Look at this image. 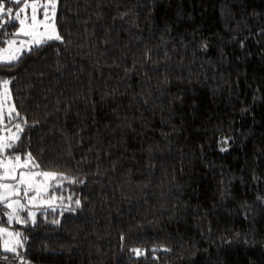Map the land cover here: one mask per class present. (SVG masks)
<instances>
[{
	"label": "trees",
	"instance_id": "trees-1",
	"mask_svg": "<svg viewBox=\"0 0 264 264\" xmlns=\"http://www.w3.org/2000/svg\"><path fill=\"white\" fill-rule=\"evenodd\" d=\"M57 1L63 39L0 62L9 152L70 203L20 227L24 264H264V0Z\"/></svg>",
	"mask_w": 264,
	"mask_h": 264
},
{
	"label": "rangeland",
	"instance_id": "rangeland-1",
	"mask_svg": "<svg viewBox=\"0 0 264 264\" xmlns=\"http://www.w3.org/2000/svg\"><path fill=\"white\" fill-rule=\"evenodd\" d=\"M33 2H36L38 4H46L47 0L28 1L29 4ZM57 10H58V1L56 3L54 16L52 15V9L50 7L48 9V21H47L46 29L39 27L38 25L34 27L30 25L29 22L26 20L25 24L23 25L24 30L27 32H31L32 36L29 37V36L20 35L16 37H11L10 39L16 40L15 44H11V45H1L0 44V62H4V63H7V61L13 62L17 60L24 52L31 50L32 48H34L35 46L39 44L44 43L43 41L46 39L48 35H53V36L56 34L60 35L57 22H56ZM17 30L18 29H16L15 31ZM37 41H41V42L37 44ZM13 57H16V59H13ZM3 81H9V84H8V98L3 103L2 110L4 113H7L11 111L12 109H14V112H13L14 119L12 121V124L10 125L11 132H8L7 130H5L2 133H0V135H2L5 138V140H7L8 137H12L15 143L17 141L15 139V135L18 134V136L20 137L22 131H19L17 133V129L14 126H12L16 124L20 125V123L15 119L16 118L15 117L16 107H15L13 95L11 92V81L9 78L0 79V95H2L4 91L2 87ZM4 122L7 123L6 115L4 116ZM20 128L22 129L21 125H20ZM5 154L6 155H18V154H12L11 152H9V150L6 151ZM20 163L21 164L26 163L23 157H21ZM9 167H11V164H0V176H4L6 174V170ZM21 172L26 173V175L24 176V179L31 185L32 189H37L40 192V195L37 196L34 201L29 203L28 198L23 195L24 186H21L20 195L18 196H12L10 192L6 193L4 189L0 188V195L7 194L13 201L20 200L21 204H25L27 206V209H29L28 211H24V210L20 211L18 213V218H17V214L13 211V209H8L7 216L9 220V225L4 226V227L0 226V229L6 230L5 232H0L2 236L3 247L5 244V241H7L8 247H12L13 245H20L21 231H22V228L20 227L25 226L28 223V221H30V219L35 220L37 217V213L39 211L44 210V209L56 210L60 208H65L64 206H67L70 204V203L66 204V202H64L63 197L61 195H58L54 191H50L55 184L57 185V183H59L56 180L58 176L56 172L41 170L34 160H32V162H28L27 167L17 166L16 171L10 173V175H15L17 177V180H19ZM44 172L55 173L56 178L53 179L51 177L33 175L34 173H44ZM0 183H7L9 185H13L16 183V181L8 179V180L0 181ZM32 195H33V192L30 189L28 192V196H32ZM53 197H55V199H53ZM13 207L15 208V205ZM9 213H12L11 217L9 216ZM33 213L35 215H33ZM9 233H11L12 235H9ZM16 233H19V235L18 236L15 235ZM15 258L16 259H14V262L16 264L25 263V261L23 260L22 257H20L19 254L18 255L15 254Z\"/></svg>",
	"mask_w": 264,
	"mask_h": 264
},
{
	"label": "snow or ice",
	"instance_id": "snow-or-ice-1",
	"mask_svg": "<svg viewBox=\"0 0 264 264\" xmlns=\"http://www.w3.org/2000/svg\"><path fill=\"white\" fill-rule=\"evenodd\" d=\"M10 4H14L17 6V10H13L12 7L6 6L5 0H0V36L4 35L8 32L7 26H12L18 29L17 31L11 32L10 35L12 37L24 35V36H32L31 32H27L24 30L23 25L25 24V21L27 20L30 25L36 27L37 25L39 27H42L44 29L47 28V21H48V9L49 7L52 9V15H55V8L57 0H47L46 4H38L36 2H33L31 4L28 3V0H9ZM62 40L63 38L56 34V35H48L46 39L43 42H47V40ZM41 41H37V44H39ZM0 43H3L5 45H11L15 44V39H10L7 41L0 40ZM13 59H16V57H13ZM7 63H11V61H7ZM8 84L9 81H3L2 87L4 89L2 95H0V133L7 130L8 132H11L10 125L12 124V121L14 119V109L11 111L4 113L2 110L3 103L8 98ZM7 116V123L4 122V116ZM19 113H15V117H18ZM17 129V133L19 131H22L19 124L12 125ZM15 139L18 140L19 136L18 134L15 135ZM14 147V141L12 137H8L7 140L0 135V164H11V167H9L6 170V174L4 176H0V181L4 180H13L16 181L15 184L9 185L7 183H0V188L4 189L5 192H10L12 196H18L20 195L21 186H24V192L23 195L28 198V202L31 203L36 199L37 196L40 195V192L37 189H32L31 185L24 179V176L26 173L21 172L20 173V179L17 180V177L15 175H10V173L16 171L17 166L19 167H27L28 162H32L31 153H26L24 160L26 163L21 164V157L19 155H6V151L12 149ZM33 175L38 176H44V177H51L53 179L56 178L55 173H34ZM75 182V181H74ZM32 190L33 195L28 196L29 190ZM55 199V197H53ZM76 205L79 207L81 206L80 200H76ZM15 205V208L13 207ZM0 206H6L8 209H13V211L17 214L22 210L28 211L27 206L25 204H21L20 200H11V198L5 194L0 195ZM50 206V205H49ZM70 211H75V209H69ZM12 213H9V216L11 217ZM33 215H35L33 213ZM54 223H58V221H53ZM5 229H0V232H5ZM9 235H12L9 233ZM15 235H19V233H16ZM19 245H13L12 247L7 246V241H5L4 247L2 248L3 251L12 252L15 254H19L17 252V248ZM133 252L136 255H141V250L134 249ZM22 259V258H21Z\"/></svg>",
	"mask_w": 264,
	"mask_h": 264
}]
</instances>
